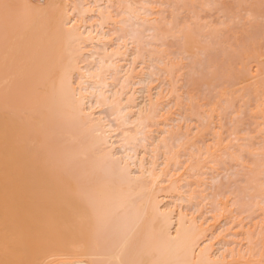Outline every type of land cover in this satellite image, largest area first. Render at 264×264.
Masks as SVG:
<instances>
[{"label":"bare ground","instance_id":"1","mask_svg":"<svg viewBox=\"0 0 264 264\" xmlns=\"http://www.w3.org/2000/svg\"><path fill=\"white\" fill-rule=\"evenodd\" d=\"M0 264H264V0H0Z\"/></svg>","mask_w":264,"mask_h":264},{"label":"rangeland","instance_id":"2","mask_svg":"<svg viewBox=\"0 0 264 264\" xmlns=\"http://www.w3.org/2000/svg\"><path fill=\"white\" fill-rule=\"evenodd\" d=\"M237 9H236V11H238V13H240V11H242L243 10V12H244V10H245V8L244 7H236ZM238 8H239V10H238ZM244 8V9H243ZM241 9V10H240ZM233 12H235V10L233 9ZM242 12V13H243ZM240 27V26H239ZM239 27H237V29L239 28ZM226 123V122H225Z\"/></svg>","mask_w":264,"mask_h":264}]
</instances>
